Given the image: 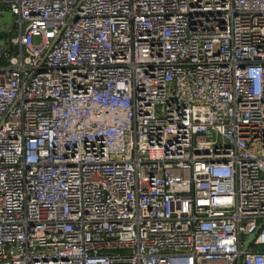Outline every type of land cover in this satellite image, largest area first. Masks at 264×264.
<instances>
[{"label":"built area","instance_id":"built-area-1","mask_svg":"<svg viewBox=\"0 0 264 264\" xmlns=\"http://www.w3.org/2000/svg\"><path fill=\"white\" fill-rule=\"evenodd\" d=\"M6 10L0 264H264V0Z\"/></svg>","mask_w":264,"mask_h":264},{"label":"water","instance_id":"water-1","mask_svg":"<svg viewBox=\"0 0 264 264\" xmlns=\"http://www.w3.org/2000/svg\"><path fill=\"white\" fill-rule=\"evenodd\" d=\"M3 16V17H1ZM12 20V14L10 13V11L6 10V12H0V27L2 26V24H10ZM254 237V235H251L245 242V246L248 244V242Z\"/></svg>","mask_w":264,"mask_h":264},{"label":"rangeland","instance_id":"rangeland-1","mask_svg":"<svg viewBox=\"0 0 264 264\" xmlns=\"http://www.w3.org/2000/svg\"><path fill=\"white\" fill-rule=\"evenodd\" d=\"M4 39V38H3ZM35 40V42L38 44L39 43V40H38V36H34L33 38Z\"/></svg>","mask_w":264,"mask_h":264}]
</instances>
